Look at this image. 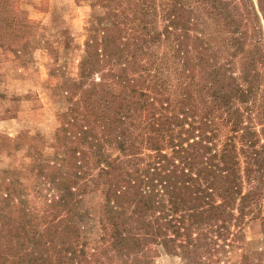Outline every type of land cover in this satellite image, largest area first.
Here are the masks:
<instances>
[{"label":"trees","instance_id":"trees-1","mask_svg":"<svg viewBox=\"0 0 264 264\" xmlns=\"http://www.w3.org/2000/svg\"><path fill=\"white\" fill-rule=\"evenodd\" d=\"M86 1L68 115L89 106V123L67 118L61 151L33 163L34 199L0 174V264H101L81 210L92 170L108 260L202 264L264 204V0Z\"/></svg>","mask_w":264,"mask_h":264},{"label":"rangeland","instance_id":"rangeland-1","mask_svg":"<svg viewBox=\"0 0 264 264\" xmlns=\"http://www.w3.org/2000/svg\"><path fill=\"white\" fill-rule=\"evenodd\" d=\"M90 13L86 0H0V174L10 170L20 174L22 188L30 199L38 194L33 163L53 160L61 151L58 138L65 140L61 127H66V119L73 116L80 118V125L82 121L89 123V106H79L80 114L68 112L77 106L78 91L73 83ZM93 129L96 134L98 126ZM228 129L220 125L214 138L217 147ZM69 139L70 146L88 150L84 140L75 136ZM259 142L264 143V138ZM106 150L117 154L112 147ZM146 153L142 150L140 156ZM93 172L86 175L89 182L81 200V210L90 219L87 246L101 249V264H117L119 260H108L109 255L103 251V192L101 185L90 182ZM36 202L42 214L40 202ZM241 227L237 237H228L229 246L203 257L202 264H264V204ZM145 260L146 264H185L179 256L157 248L150 250Z\"/></svg>","mask_w":264,"mask_h":264}]
</instances>
